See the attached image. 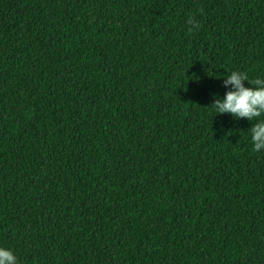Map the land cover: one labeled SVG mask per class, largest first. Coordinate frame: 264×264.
I'll use <instances>...</instances> for the list:
<instances>
[{
  "label": "trees",
  "instance_id": "obj_1",
  "mask_svg": "<svg viewBox=\"0 0 264 264\" xmlns=\"http://www.w3.org/2000/svg\"><path fill=\"white\" fill-rule=\"evenodd\" d=\"M233 71L264 79V0H0V246L264 264L255 121L210 107Z\"/></svg>",
  "mask_w": 264,
  "mask_h": 264
},
{
  "label": "clouds",
  "instance_id": "obj_2",
  "mask_svg": "<svg viewBox=\"0 0 264 264\" xmlns=\"http://www.w3.org/2000/svg\"><path fill=\"white\" fill-rule=\"evenodd\" d=\"M188 25L189 31L199 27L195 19H190ZM223 87L228 90L222 98L214 94L210 107L217 115L231 114L237 120L255 121L249 129L253 151H264V79L249 83L246 73L233 71L223 80ZM0 264H19L18 257L12 249L0 246Z\"/></svg>",
  "mask_w": 264,
  "mask_h": 264
}]
</instances>
